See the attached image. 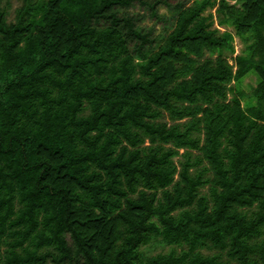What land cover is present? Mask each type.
<instances>
[{"label":"trees","instance_id":"1","mask_svg":"<svg viewBox=\"0 0 264 264\" xmlns=\"http://www.w3.org/2000/svg\"><path fill=\"white\" fill-rule=\"evenodd\" d=\"M6 3L0 264H264V0Z\"/></svg>","mask_w":264,"mask_h":264},{"label":"rangeland","instance_id":"2","mask_svg":"<svg viewBox=\"0 0 264 264\" xmlns=\"http://www.w3.org/2000/svg\"><path fill=\"white\" fill-rule=\"evenodd\" d=\"M168 1L172 4L177 2V0H168ZM192 1L193 0H188L189 3H191ZM232 2H234V1H232ZM21 4H22V0H7L6 5L8 7V21L14 20L15 10ZM129 12L132 15L138 17V19H139L138 25L141 28H143L147 31L152 30L151 32L156 33V34L163 33L165 31V29H167L168 25H170V23H168V22L167 23L159 22V21L157 22L153 17L150 16V12H149L148 8L145 6L139 5V4L135 5L134 7L129 8ZM159 13L164 14L166 16H170V14L172 12L169 10V7H166L165 5H160ZM221 29L224 30L223 27H221ZM229 29L231 31L233 30V28H231V27H229ZM233 44L235 47V52L233 54L226 52V55H228V59H229L230 63H233V57L241 50V48L243 46V43L240 41L239 37H237V36L234 37ZM257 82H258L257 75L254 72H250L238 84L240 90H242L245 93V96L242 99L243 104H246V102H248L249 100L255 101V98L252 99L251 93H252L254 86L257 84ZM232 84H234V82ZM231 96H232V93H229V97H231ZM167 118L168 117H166V119ZM175 160H178V158L176 157ZM174 247L175 246L170 245L168 243L161 242L159 239H153L147 245L142 246L141 250L146 255H155L158 253H166ZM203 252L208 254V253H211L212 251L207 250V249H203Z\"/></svg>","mask_w":264,"mask_h":264}]
</instances>
